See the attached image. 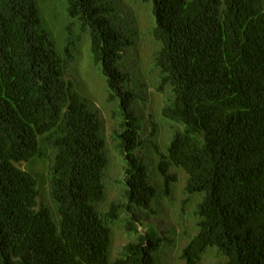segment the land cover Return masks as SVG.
Masks as SVG:
<instances>
[{
    "label": "trees",
    "instance_id": "trees-1",
    "mask_svg": "<svg viewBox=\"0 0 264 264\" xmlns=\"http://www.w3.org/2000/svg\"><path fill=\"white\" fill-rule=\"evenodd\" d=\"M43 1L0 0V264H155L161 239L152 229L140 234L136 212L168 194L172 171L184 175L188 203L198 197L194 233L177 259L200 264L215 250L219 264H264V1L134 0L150 5L152 70L165 90L159 117L172 129L159 145L150 115L141 140L144 120L129 109L137 95L123 90L130 71L119 63L120 35L101 0H61L67 18L88 31L121 118L114 137L124 201L103 210V125L65 78L42 27ZM44 143L52 208L37 203L42 172L18 167L44 161ZM121 214L136 241L112 257L110 227Z\"/></svg>",
    "mask_w": 264,
    "mask_h": 264
},
{
    "label": "rangeland",
    "instance_id": "rangeland-1",
    "mask_svg": "<svg viewBox=\"0 0 264 264\" xmlns=\"http://www.w3.org/2000/svg\"><path fill=\"white\" fill-rule=\"evenodd\" d=\"M44 1L41 3L42 13L40 12L42 27L51 35L55 50L62 61L65 78L73 82V90L86 102L89 110H95L97 118L103 125L108 169L104 178V200L99 205V209L103 210L111 202L122 204L123 189L119 181L124 176V163L118 153L117 141L114 137V131L118 130L121 118L114 102L107 101L106 85L98 67L93 63L89 33L81 30L80 23L67 18L61 0H49L52 5L48 0ZM36 2L39 6V0ZM101 2L110 14L107 18L112 22L117 33L123 36L122 41L129 42V45L122 49V60L120 59L121 68L130 71L128 75L130 81L124 84L123 90L137 95L132 99L130 110L144 120L141 140L149 131L144 128L148 125L145 120L150 115L152 116L150 121L156 124L154 139L159 145H164L172 129L170 123L159 117V110L165 100V90L163 92L157 90L156 70H152V55L157 49V44L151 36L153 21L150 5L134 0H101ZM67 54L72 56L71 61H66ZM40 148L46 155L44 161H37L35 165L27 164L28 167L22 163L18 167L33 175L42 172L43 181L39 180L41 177L38 179L42 187L39 189L37 203L52 208L45 183L51 150L45 143L40 145ZM147 168L150 178L156 179V171L152 172L150 165ZM173 172L177 175V182L171 186L168 194L158 193V197L155 194L156 198L150 204L149 213L153 211L155 215L143 221V209L136 212L142 218V227H138L139 232L143 234L152 229L156 233V238L161 239L158 248L152 251L155 264H182L177 259L178 254L194 233L193 213L198 197L194 196L188 203L182 192L185 177L182 173ZM124 218L125 215L121 214L116 224L110 227L112 257H117L126 243L136 241V237L125 230ZM221 261L222 257L215 250H209L200 264H219Z\"/></svg>",
    "mask_w": 264,
    "mask_h": 264
},
{
    "label": "clouds",
    "instance_id": "clouds-1",
    "mask_svg": "<svg viewBox=\"0 0 264 264\" xmlns=\"http://www.w3.org/2000/svg\"><path fill=\"white\" fill-rule=\"evenodd\" d=\"M102 5H103V3H102ZM70 19H72V18H70ZM72 20H74L75 22H77L75 19H72ZM78 23V22H77ZM122 38H123V36H118V42H119V57L121 58V60H122V55H121V52L123 51L122 49L125 47V46H128L129 45V42L128 41H125V42H123L122 41ZM119 63H120V61H119ZM96 67V66H95ZM121 72H123V70H120ZM104 83H105V81H104ZM129 82H127L126 84H128ZM106 85V84H105ZM130 109V108H129ZM141 157H142V155L141 154H139ZM152 170V169H151ZM147 175L149 176V173H148V168H147ZM150 177V176H149ZM153 201V200H152ZM151 204V203H150ZM149 209H150V207H149ZM149 209L148 210H146V211H143L144 212V215L146 216V219L147 218H150V216H152V215H155V213L152 211V212H150L149 213ZM138 217H141V216H139V215H137ZM142 219V218H141ZM141 219H140V223H141ZM142 224V223H141ZM129 233V232H128ZM145 233V232H144ZM143 233V234H144ZM141 234V233H140Z\"/></svg>",
    "mask_w": 264,
    "mask_h": 264
}]
</instances>
